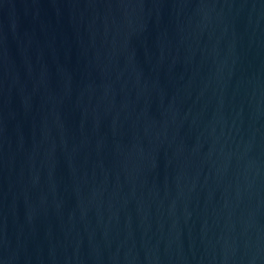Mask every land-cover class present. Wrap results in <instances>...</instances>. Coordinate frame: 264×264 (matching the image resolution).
I'll return each instance as SVG.
<instances>
[{
    "label": "water",
    "instance_id": "95a60500",
    "mask_svg": "<svg viewBox=\"0 0 264 264\" xmlns=\"http://www.w3.org/2000/svg\"><path fill=\"white\" fill-rule=\"evenodd\" d=\"M0 264H264V0H0Z\"/></svg>",
    "mask_w": 264,
    "mask_h": 264
}]
</instances>
